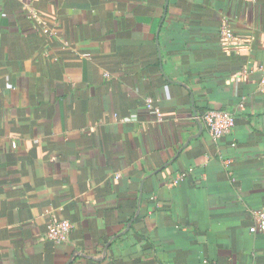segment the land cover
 Wrapping results in <instances>:
<instances>
[{
    "label": "crops",
    "instance_id": "crops-1",
    "mask_svg": "<svg viewBox=\"0 0 264 264\" xmlns=\"http://www.w3.org/2000/svg\"><path fill=\"white\" fill-rule=\"evenodd\" d=\"M261 68L264 0H0V264H264Z\"/></svg>",
    "mask_w": 264,
    "mask_h": 264
},
{
    "label": "built area",
    "instance_id": "built-area-1",
    "mask_svg": "<svg viewBox=\"0 0 264 264\" xmlns=\"http://www.w3.org/2000/svg\"><path fill=\"white\" fill-rule=\"evenodd\" d=\"M220 36L222 47L226 51L230 50L237 42L234 32L229 27L226 19L222 21ZM260 71L262 72L260 83L264 85V68H261ZM238 108L243 110L244 103H241ZM158 115L160 116L159 113ZM199 121L203 123L214 140H219L233 133L236 125V114L232 110H208ZM185 176V174L181 175L178 180ZM178 180L174 184H177ZM252 215L254 223L251 227V232L264 233V206L259 210H254ZM72 230L73 224L68 220L55 219L48 225L47 238L55 243H65L69 240Z\"/></svg>",
    "mask_w": 264,
    "mask_h": 264
}]
</instances>
